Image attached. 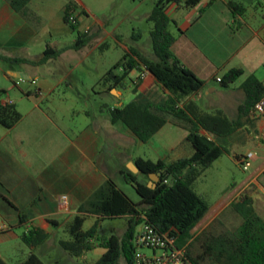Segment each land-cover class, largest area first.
<instances>
[{
    "label": "crops",
    "instance_id": "1",
    "mask_svg": "<svg viewBox=\"0 0 264 264\" xmlns=\"http://www.w3.org/2000/svg\"><path fill=\"white\" fill-rule=\"evenodd\" d=\"M208 1L210 0H202L192 8H184L176 3L167 5L166 14L176 21L177 26V36L171 50L184 67L204 82L203 89L191 96V99L197 104L199 100H204L208 110L198 104L204 111L220 109L227 117L236 119L237 108L244 99L240 85L246 75L253 73L264 86V22H251L246 17L248 5L242 0H235L246 7L242 15L231 13L226 5L228 0H212L207 5ZM68 2L76 5L72 13L76 16L77 26L78 12L95 15L117 4L103 0H30L27 4L29 15L26 17L16 12L7 0H0V54L37 60L46 45L61 51L56 58L40 65L0 59V68L8 70V74L16 75L22 81L35 80L34 84L36 83L33 94L26 92L27 96L32 95L30 107L21 113V119L12 128H5L6 132L0 133V213L2 220L8 224L7 233L15 226L23 225L24 231L37 227L47 234L46 240L33 250L43 246L59 247L60 237L53 236L55 231L63 228V224L75 214L78 205L106 179L111 178L114 181V174L123 176L122 172L126 170L132 172L129 166L131 162L135 163V158L171 161L192 152L190 145L184 141L187 130L171 120L146 142L140 141L121 122L111 123L107 110L125 104L121 102L123 87L128 86L135 96L143 93L155 102L169 95L148 71L141 76L145 71L142 66L135 78L130 76L132 70L130 71L131 79L124 82L122 87L103 86L102 94L108 97L110 105L105 104L101 110L106 111L108 118L97 119L93 124L89 123L82 129L73 131L71 128L67 130L62 127L44 110L40 105L41 94L52 92L62 78L71 73L73 67L82 63L85 56L97 48L107 47L105 42L108 37L129 52L120 35L113 33L115 28L108 30L106 20L99 17L95 18L94 27L85 29L84 32L92 33L93 37L80 49L70 48L71 44L64 46L57 43L52 46L47 42L46 33L59 25L60 18L63 21V12ZM117 6V12L123 18L132 14V0H122ZM205 6L204 11L199 14L201 7ZM84 49L87 51L71 65L73 55L69 51L81 52ZM119 59L112 61V64ZM62 62L68 68L62 71L63 77L55 81L44 77L38 82L36 72L25 68ZM230 68H240L243 74L228 87L218 88L215 82L220 84V81L217 78ZM68 86L73 88L72 84ZM4 100L15 105L8 96L2 99ZM124 137L130 139L139 149L146 145L149 150L126 151L118 163L112 164L113 157L108 155V147ZM249 143L253 147L246 153H255L251 162L254 163L253 170L239 184L232 186L226 198L215 203L211 210L209 206L206 214L192 229L193 238L211 226L209 223L221 211L218 205H221L222 200L246 187L249 181L253 182L259 176H264V115L252 117L249 113L248 119H242L241 126L225 138V144L231 148ZM244 154L233 152L232 158L239 163L234 155L240 158ZM132 173L136 174V178L141 174L139 171ZM61 195L67 197L65 205L59 200ZM195 229L198 230L195 232ZM195 244L199 247L196 242ZM85 255L81 257L85 264L92 263L93 260H88Z\"/></svg>",
    "mask_w": 264,
    "mask_h": 264
},
{
    "label": "trees",
    "instance_id": "2",
    "mask_svg": "<svg viewBox=\"0 0 264 264\" xmlns=\"http://www.w3.org/2000/svg\"><path fill=\"white\" fill-rule=\"evenodd\" d=\"M29 1L7 0L16 12L26 17L29 15ZM201 1L154 0L146 17L147 21L151 22L149 36L152 57L142 54L136 48H128L129 52L98 80L99 84L108 88L122 87L124 82L131 79V70H141L143 67L169 95L155 102L145 94L138 93L124 105L108 108L111 123L121 122L140 141L146 142L171 120L187 130L184 141L190 145L191 154L171 161L135 158L134 161L142 175L149 177V174L153 173L158 176L154 182L155 186L151 187L147 186L146 182L138 181L136 174L129 170L122 172L125 180L133 186L139 196L137 202L132 201L111 178L99 185L63 224L65 237L58 240V245L71 257L81 258L99 246L104 252L90 264H134V227L145 220L160 232L170 231L175 238V245L186 249V255L192 264H264V220L246 197L231 204L242 218L236 229L213 232L210 226L198 237L193 238L192 229L209 209L205 197L196 192L195 182L213 161L230 153L225 138L241 126L242 119H248L253 104L264 93L261 81L253 73L247 74L240 85L244 99L237 108L236 119L227 117L220 109L204 111L191 99V96L203 89L204 82L184 67L172 52L171 46L175 37L170 27L177 29V26L176 21L166 14V7L170 3H176L184 8H192ZM211 1H208L207 5H210ZM226 5L233 15H242L246 9L242 2L235 0H228ZM205 8L206 6L201 7L199 14ZM75 9L74 2H68L62 17L64 23L72 28L77 27V22L70 23L68 16ZM92 37L90 32L78 33L70 48L80 49L87 45ZM60 52L46 45L37 60L3 54H0V59L40 65L56 58ZM242 74L243 70L240 68L228 69L220 77L221 86L228 87ZM4 92L0 90V95ZM20 119L21 113L15 105L0 99V125L10 129ZM234 157L239 160V156ZM89 216L95 218L94 223L84 229V221ZM119 217L126 219V229L122 237L97 234L100 221ZM8 230L9 228L0 231V234ZM20 238L31 252L19 264H45L33 252V248L42 244L47 234L36 227L23 231ZM195 242L199 246L197 253L191 251ZM0 264L6 263L0 258Z\"/></svg>",
    "mask_w": 264,
    "mask_h": 264
},
{
    "label": "rangeland",
    "instance_id": "3",
    "mask_svg": "<svg viewBox=\"0 0 264 264\" xmlns=\"http://www.w3.org/2000/svg\"><path fill=\"white\" fill-rule=\"evenodd\" d=\"M112 1L114 3H120L122 0H103ZM124 1V0H123ZM154 0H132V14L123 18L117 12L118 6H110L105 8L102 12H97L95 15H84L78 12L79 25L76 28H72L69 25L63 23L62 19H59V25L50 29L47 35V42L52 46L61 43V45H70L74 42L78 33L84 32L88 27H94L96 25L95 18L99 17L105 19L108 30H113V33L120 35L122 43L127 48H136L142 54L152 57L151 40L149 36V30L151 28V22L147 21L146 17L153 6ZM248 5L246 17L251 22H264V0H242ZM117 8V9H116ZM51 27V26H50ZM170 31L173 36L176 37V29L171 26ZM49 35V36H48ZM108 45L102 49H95L91 54H88L83 58L80 65L73 67L71 73L62 78L57 87L49 93H44L40 105L48 112L62 127L73 131L82 129L89 123H94L97 119L108 118L107 113L101 110L105 104L110 105L108 97L103 95V85L98 83V80L102 77V71H106L108 67L115 61L121 58L125 53L120 43L114 42L111 37L106 39ZM87 49L81 52L69 51V54L73 55L71 60L74 62L82 56ZM49 64V65H48ZM43 66L29 67V70L36 72L38 76L36 80L38 82L44 77L49 81H55L60 77H63V72L67 67L64 62L59 64L48 63ZM52 64V65H51ZM109 65V66H108ZM23 66V65H22ZM68 68V67H67ZM139 69L134 68L131 72V77L135 78L139 75ZM9 71L0 68V90L5 92L0 95V99H5L8 96L15 103L16 109L20 113H24L31 105L30 98L32 95L27 96L26 92L30 91L33 94L36 89V83L25 79L21 80L20 77L8 74ZM241 80V78H239ZM129 81V80H128ZM68 84H72L73 88H69ZM218 88L221 85L215 82ZM122 96L121 102L127 103L131 101L135 94L128 86L121 89ZM220 98V97H219ZM198 104L201 108L208 110L205 106L204 100H199ZM6 130L0 125V133H5ZM229 149L231 148L228 145ZM233 147V146H232ZM253 144H241L236 148H231L230 155H222L216 159L210 167H208L204 173L196 180L195 190L201 194L207 200L210 210L215 203L224 199L231 192L232 186L236 183L239 184L243 178H245L254 168L252 163L247 169H243L242 166L233 160V152L242 155L251 148ZM148 147L144 145L142 148H138L130 139L122 138L120 142L108 147V155L112 156V164L118 163L122 159L126 151L137 152L146 151ZM128 167V165H126ZM126 169V168H124ZM138 181L148 182L151 187H154V180L150 177H146L142 174H138ZM114 182L116 185L134 202L139 200V196L135 192L133 186L128 183L125 178L119 174H114ZM262 185V186H261ZM243 197L248 198L250 205L264 219V176H259L253 182L249 181L246 187L239 189L237 192L221 201V205L218 208L220 212L209 223L213 232L220 231H233L241 223V216L235 211L232 203ZM3 216L0 213V222ZM95 218L89 216L83 224V228L87 229L94 223ZM141 228V223L134 227V236L138 234ZM126 229V219L124 217L103 219L100 221L97 234L100 236L115 235L122 237ZM198 229H195V232ZM24 231L23 225L15 226L9 233L0 234V258L6 264H19L24 260L31 252L29 247L24 244L20 238V235ZM54 237L64 238L65 235L62 229L56 230ZM199 248L194 244L191 248L193 253H197ZM140 251L145 254H150L151 250L148 248H140ZM33 252L44 261L46 264H85L82 258L71 257L60 247H39ZM104 252L102 247L96 246L94 249L86 253L88 260L95 261ZM160 253V251H157Z\"/></svg>",
    "mask_w": 264,
    "mask_h": 264
},
{
    "label": "built area",
    "instance_id": "4",
    "mask_svg": "<svg viewBox=\"0 0 264 264\" xmlns=\"http://www.w3.org/2000/svg\"><path fill=\"white\" fill-rule=\"evenodd\" d=\"M68 21L75 24L77 22L75 14L71 13L68 16ZM145 73L146 71H143L141 76H144ZM217 80L219 81L220 78L218 77ZM31 81L34 82V80ZM249 113L252 117L264 115V93L255 101ZM254 156L253 151H248L239 158V163L243 169H247L251 165ZM59 200L62 205L67 203L65 195H61ZM8 228L6 222H0V231ZM133 244L135 247L133 252L134 264H192L186 255V249L175 245V238L170 231L160 232L145 220L141 222V228L138 234L134 236ZM142 247L150 249L151 253L141 252L140 248Z\"/></svg>",
    "mask_w": 264,
    "mask_h": 264
},
{
    "label": "water",
    "instance_id": "5",
    "mask_svg": "<svg viewBox=\"0 0 264 264\" xmlns=\"http://www.w3.org/2000/svg\"><path fill=\"white\" fill-rule=\"evenodd\" d=\"M129 169H130L132 172H137V171H139V169H138L136 163H133V162L130 163ZM149 177L152 178V179L154 180V182L157 181V179H158V176H157V175H154L153 173H150V174H149ZM147 186H150V185L147 184Z\"/></svg>",
    "mask_w": 264,
    "mask_h": 264
}]
</instances>
